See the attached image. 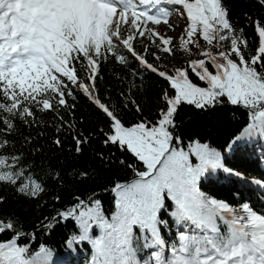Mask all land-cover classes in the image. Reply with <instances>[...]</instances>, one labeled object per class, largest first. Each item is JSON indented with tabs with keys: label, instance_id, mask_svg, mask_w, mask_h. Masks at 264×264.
<instances>
[{
	"label": "snow or ice",
	"instance_id": "1",
	"mask_svg": "<svg viewBox=\"0 0 264 264\" xmlns=\"http://www.w3.org/2000/svg\"><path fill=\"white\" fill-rule=\"evenodd\" d=\"M236 3L259 13L254 49ZM145 73L166 84L147 102ZM183 107L239 127L218 147ZM257 140L264 0H0V264H53L40 237L69 226L89 264H264V180L226 163ZM221 174L232 201L205 190Z\"/></svg>",
	"mask_w": 264,
	"mask_h": 264
},
{
	"label": "trees",
	"instance_id": "2",
	"mask_svg": "<svg viewBox=\"0 0 264 264\" xmlns=\"http://www.w3.org/2000/svg\"><path fill=\"white\" fill-rule=\"evenodd\" d=\"M245 13H248L253 19L259 17V13L255 9L243 3H236L233 6L231 17L238 29H244L246 37L249 39V44L254 49L257 45L253 30L248 26L249 21ZM111 71V69H108L109 76L111 75ZM144 75L143 90L147 94L143 99L147 102L157 97L161 89L166 87V84L161 78L153 74L145 73ZM106 80L107 86L111 88L112 82L107 77ZM99 87L103 91L105 84L101 83ZM137 98L139 99L140 97L138 96ZM79 106L81 113L88 111V106L83 99L80 100ZM145 114L148 115L149 113L146 112ZM177 119L184 124L186 130L206 134V138L218 147L225 145L239 127L226 111L207 115L191 107H183ZM94 146L96 148L100 147L98 142ZM83 160L84 162H89V156L86 155ZM226 163L229 167L240 172L248 180H264V140H257L242 145L234 152L228 153ZM252 187H255V185H252ZM237 188L243 189L244 185L237 178L228 180L221 174L220 178L214 179L208 184L205 190L218 198L232 201L233 193ZM244 194L247 196L249 193L245 192ZM65 199H67V196H65ZM252 199L253 201H258L264 199V196L260 192H256ZM8 200L9 203L5 205L6 211L14 206L13 197L9 196ZM49 202L51 203V201ZM47 214L49 213L43 212L34 219L27 220L24 225L25 228L34 229L39 223V220L43 218V215ZM69 229L70 226L67 228L61 227L51 235H48L47 239L45 236L40 237L41 242H45L46 240L47 244L53 248V264H89L91 255L90 245L85 243L75 248V250L69 249L65 245L64 241Z\"/></svg>",
	"mask_w": 264,
	"mask_h": 264
},
{
	"label": "rangeland",
	"instance_id": "3",
	"mask_svg": "<svg viewBox=\"0 0 264 264\" xmlns=\"http://www.w3.org/2000/svg\"><path fill=\"white\" fill-rule=\"evenodd\" d=\"M180 23H182V22H180ZM161 27L163 28V27H165V26L162 25ZM178 31H179V30H177V32H173V31H171V30H167V31H166V34H167L168 36H174V35L178 34Z\"/></svg>",
	"mask_w": 264,
	"mask_h": 264
}]
</instances>
